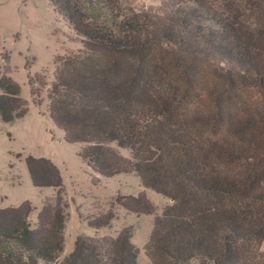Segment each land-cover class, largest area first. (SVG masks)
<instances>
[{
	"label": "trees",
	"instance_id": "obj_1",
	"mask_svg": "<svg viewBox=\"0 0 264 264\" xmlns=\"http://www.w3.org/2000/svg\"><path fill=\"white\" fill-rule=\"evenodd\" d=\"M244 1L241 10L243 0H158V9L126 12L113 0H51L83 47L56 62L50 117L85 145L96 174H134L170 201L158 214L145 194L117 199L155 216L154 264H264V0ZM98 3L113 5L116 20L92 18ZM0 89L3 122L26 116L18 84L3 75ZM26 163L33 185L57 196L36 229L30 202L0 209V264H57L70 207L63 179L48 159ZM131 239L132 228L78 237L60 264H138Z\"/></svg>",
	"mask_w": 264,
	"mask_h": 264
},
{
	"label": "rangeland",
	"instance_id": "obj_2",
	"mask_svg": "<svg viewBox=\"0 0 264 264\" xmlns=\"http://www.w3.org/2000/svg\"><path fill=\"white\" fill-rule=\"evenodd\" d=\"M126 12L158 9V0H113ZM113 3V4H114ZM243 0V10L246 7ZM240 5V4H239ZM91 17L112 23L117 10L102 4L89 5ZM82 39L59 13L51 0H0V78L8 76L20 87V97L28 105V113L12 124L0 116V209L19 207L28 201L32 229L48 199L57 196L52 187L33 185L26 158H44L60 170L65 195L69 201V218L64 231L65 248L60 264L75 249L78 237H116L123 228H132V244L138 249V264H154L146 251L154 228L155 216L127 212L117 203L119 197L145 194L158 207V214L170 201L145 189L134 174L103 178L82 159L84 144L66 140L49 113V93L55 83L60 59L77 53ZM33 93L35 95H33ZM1 95V89H0ZM113 150L129 158L128 150ZM112 211L109 226L95 229L90 222ZM264 251V243L261 247ZM39 264H47L40 261Z\"/></svg>",
	"mask_w": 264,
	"mask_h": 264
}]
</instances>
